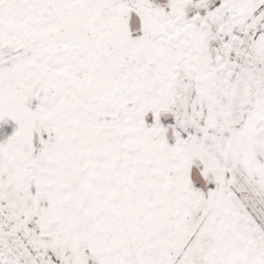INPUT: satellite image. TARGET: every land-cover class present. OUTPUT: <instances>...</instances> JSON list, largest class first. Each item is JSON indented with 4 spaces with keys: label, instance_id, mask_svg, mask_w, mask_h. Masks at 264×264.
I'll use <instances>...</instances> for the list:
<instances>
[{
    "label": "snow or ice",
    "instance_id": "snow-or-ice-1",
    "mask_svg": "<svg viewBox=\"0 0 264 264\" xmlns=\"http://www.w3.org/2000/svg\"><path fill=\"white\" fill-rule=\"evenodd\" d=\"M0 264H264V0H0Z\"/></svg>",
    "mask_w": 264,
    "mask_h": 264
}]
</instances>
